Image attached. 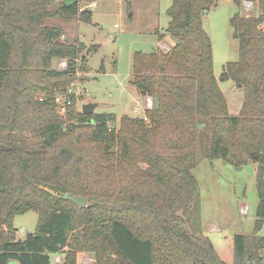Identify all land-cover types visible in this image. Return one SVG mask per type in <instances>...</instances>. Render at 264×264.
<instances>
[{"label":"trees","instance_id":"obj_1","mask_svg":"<svg viewBox=\"0 0 264 264\" xmlns=\"http://www.w3.org/2000/svg\"><path fill=\"white\" fill-rule=\"evenodd\" d=\"M81 1L0 0V264H54L58 254V264H77L79 252L96 264H226L201 222L193 170L204 158L257 165L254 230L234 236L233 252L234 264H264V0L229 21L239 59L222 78L243 90L237 115L205 26L216 0H172L165 33L156 30L171 36L168 50L133 55L130 83L153 106L119 128L114 113H84L67 95L86 56L53 21L90 22ZM57 59L67 67L55 68ZM28 211L37 227L20 238L13 221Z\"/></svg>","mask_w":264,"mask_h":264},{"label":"rangeland","instance_id":"obj_2","mask_svg":"<svg viewBox=\"0 0 264 264\" xmlns=\"http://www.w3.org/2000/svg\"><path fill=\"white\" fill-rule=\"evenodd\" d=\"M171 4L172 0H83L81 8L93 11L90 22L78 18L53 21L65 28L66 40H78L83 44L86 67L74 75L67 94L76 98L78 110L82 111L85 103L97 102L94 112L114 113L117 128L124 115L147 117L146 111L151 108L146 105L148 95H142L130 83L133 55L136 51L150 52L155 48L168 50L171 36L165 34L160 39L159 35L165 33L168 26L167 12ZM241 10L248 15L256 12L255 5L239 7L234 1L216 0L205 19L213 42L214 72L229 104L232 101L230 112L234 115L242 105L243 90L236 87L232 79H223L222 73L227 62L239 59V42L232 35L229 21ZM65 60L57 59L53 66L65 69L62 64ZM60 97L62 105L64 97ZM136 99L141 101L137 112ZM59 111L67 117L65 108ZM256 169L257 165L251 161L235 166L223 159L204 158L193 170L200 187L203 229L226 264H234V236L254 230L259 202ZM37 220L35 211L16 215L13 223L18 236L25 238L34 232ZM57 257L63 259L60 254ZM96 263L93 253L79 252L77 255V264Z\"/></svg>","mask_w":264,"mask_h":264},{"label":"water","instance_id":"obj_3","mask_svg":"<svg viewBox=\"0 0 264 264\" xmlns=\"http://www.w3.org/2000/svg\"><path fill=\"white\" fill-rule=\"evenodd\" d=\"M98 106L97 102H90L85 103L82 105V111L84 113H93L95 108ZM203 126V124H202ZM66 197H69L72 201H74L77 205L85 207L87 206V199L84 196H79L76 194L66 193ZM8 264H20L19 261L11 260ZM242 264H255L253 261H251L248 257L245 258Z\"/></svg>","mask_w":264,"mask_h":264},{"label":"built area","instance_id":"obj_4","mask_svg":"<svg viewBox=\"0 0 264 264\" xmlns=\"http://www.w3.org/2000/svg\"><path fill=\"white\" fill-rule=\"evenodd\" d=\"M250 5H253V2L252 1H250V0H246L245 2H244V6L246 7V6H250ZM66 61V60H65ZM66 63H67V61L66 62H63L62 64H63V66H65V67H67V65H66ZM57 102H59V103H61L62 102V98L60 97V96H58L57 97ZM136 102H137V106H136V108H135V111L137 112V111H139L140 110V107H141V101L139 100V99H136ZM146 105L148 106V107H152L153 106V99H152V97L151 96H147V102H146ZM146 119H147V117H146ZM61 257H57L56 259H54V264H58L59 263V261H61Z\"/></svg>","mask_w":264,"mask_h":264},{"label":"crops","instance_id":"obj_5","mask_svg":"<svg viewBox=\"0 0 264 264\" xmlns=\"http://www.w3.org/2000/svg\"><path fill=\"white\" fill-rule=\"evenodd\" d=\"M230 1H232V0H230ZM63 22H64V21H63ZM157 29H158V28H157ZM170 44H171V43H170ZM133 86H134V85H133ZM134 87H135V89H136V86H134ZM136 90L140 93V91H139L138 89H136ZM144 96H145V95H144ZM231 102H232V101H230V104H231ZM230 104H229V105H230Z\"/></svg>","mask_w":264,"mask_h":264}]
</instances>
